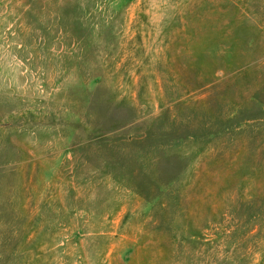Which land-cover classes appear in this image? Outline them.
Instances as JSON below:
<instances>
[{
    "label": "rangeland",
    "instance_id": "obj_1",
    "mask_svg": "<svg viewBox=\"0 0 264 264\" xmlns=\"http://www.w3.org/2000/svg\"><path fill=\"white\" fill-rule=\"evenodd\" d=\"M0 264H264V0H0Z\"/></svg>",
    "mask_w": 264,
    "mask_h": 264
}]
</instances>
